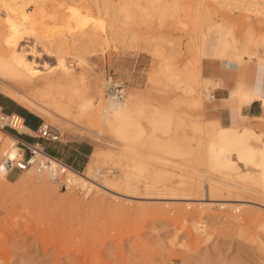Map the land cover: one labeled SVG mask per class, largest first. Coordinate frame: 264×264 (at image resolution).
I'll list each match as a JSON object with an SVG mask.
<instances>
[{
  "label": "rangeland",
  "instance_id": "374dc122",
  "mask_svg": "<svg viewBox=\"0 0 264 264\" xmlns=\"http://www.w3.org/2000/svg\"><path fill=\"white\" fill-rule=\"evenodd\" d=\"M102 1L98 0V3ZM40 2L50 9L51 0ZM107 3L111 7L124 8L129 17L127 25H122L121 18L114 16L113 27L119 34V42L108 41L99 53L87 50L85 63L80 59L60 58L47 51L40 42L23 36L24 58L34 67L36 77L60 70L62 65L78 77L88 65L97 81L103 82L112 76L126 83L125 97L136 91L155 105L161 104L163 108L195 120L201 111L196 110L194 101H203L202 93L190 95L186 88H177L172 82L176 78L182 81L181 86L198 85L194 48L187 44V32L199 30L193 24L199 23L205 30L210 28L209 55L202 63L204 77L215 76L221 66L242 69L249 63L255 65L247 57L241 63H234L218 57L217 53L224 29L237 41L239 48L248 52L249 41L264 36V0H107ZM158 6L168 10L159 13L162 10ZM88 8L89 11H81L77 18L83 24L90 18L99 17L93 3L90 2ZM3 14L0 9V15ZM179 25L183 27L181 31ZM152 50L161 57L157 52L153 55ZM256 53L262 56L264 49L259 46ZM7 104L20 107L11 100ZM209 105L204 101V111H208ZM150 109L141 115H133L146 132L151 129L146 118ZM38 118L45 123L46 120ZM258 121L264 126V118ZM80 123L83 125V120ZM162 125L163 130L154 131L161 141L176 139L179 150L197 147L195 141H182L190 131L176 129L174 120H163ZM52 127L61 134V141L52 143L60 149L71 139L87 140L93 150L98 145L94 138L83 134L85 130L81 127L76 132ZM93 129L98 131L96 127ZM104 129L99 131L100 134H93L100 141V147H106V141L114 140ZM163 157L172 161L173 166L182 161V156L178 155ZM89 160L90 157L87 163ZM123 164V161L121 164L108 161L104 167L112 171L109 177L121 180ZM170 166L155 163L151 170L157 174L161 168L168 169L169 175L173 176L169 182L167 180L169 187L176 185L181 175L190 173L172 166L173 170ZM198 168L205 175L207 166L202 164ZM24 172L10 174L9 180H17ZM37 183L18 189L0 182V264H264V229L261 226L264 209L252 203H240L239 213L228 205L226 208L216 205L200 208V203L221 202L145 195L148 189H144L143 182L138 183L136 194H132L124 183L114 188L118 194L131 193L129 197L99 190L97 195L92 193L83 198L78 191L70 190L71 195L69 193V198H65L59 193L48 192L44 183ZM181 189L188 191L187 186ZM190 192L197 198L206 199L209 195L207 188ZM217 195L230 199L239 195L248 200L250 196L249 192L239 191Z\"/></svg>",
  "mask_w": 264,
  "mask_h": 264
},
{
  "label": "bare ground",
  "instance_id": "6f19581e",
  "mask_svg": "<svg viewBox=\"0 0 264 264\" xmlns=\"http://www.w3.org/2000/svg\"><path fill=\"white\" fill-rule=\"evenodd\" d=\"M51 1V7L47 9L40 0H0V9L4 12L3 16L0 15V92L17 105L46 120L45 124L55 125L65 132H76L79 131L78 127H81L85 130L83 132L85 136L94 138L98 143L100 141L93 134H100L99 131L106 128L114 140L106 141V147L96 148L83 173L67 168L63 179L65 186L57 187L60 189L57 190L53 187L55 184L47 172L36 171L37 165H40L45 156L38 151L31 157L36 167L31 166L15 181L9 180L3 161L22 158L23 153L16 145L17 138L0 129V182L18 189H25L33 182L42 185L44 183V186L47 185L49 188L48 192L59 193L60 197L65 198L71 195L70 190L78 191L83 198L92 193L97 195L99 190L108 194H118L114 188L122 183L132 194H136L138 183L143 182L144 189H148L145 195L168 196L175 200L221 202L200 203V208H207L209 205L225 208L229 206L235 213H239L238 205L249 202L264 209V130L258 131L251 127L248 117L239 113L238 125H225L217 120L207 119L202 109L204 101L212 102L224 89L220 79L202 75V63L209 55V27L205 30L197 23L192 26H196L198 31L187 32V44L189 48H194L195 63L198 64L196 69L198 85L196 83V86H181L182 81L176 78L172 81L175 87L183 90L186 88L190 95L202 93L203 101H194L196 110L200 109L201 115L192 120L186 115L161 107V104H153L136 91L129 93L122 101L108 98L105 94L107 80L97 81L88 65L84 66V72L78 77L64 65L51 74L36 77L34 67L27 58H24L25 50L21 45L24 35L28 36L27 39L30 37L40 42L47 51L60 58L80 59L85 63L84 54L87 50L97 53L104 50L108 41L119 42V34L113 27L115 22L113 17H120L121 24L125 26L129 19L124 8L111 7L107 0H103L102 3H98V0ZM90 2L98 9L99 17L90 18L83 24L77 18L81 11H89ZM162 7L158 6L160 9ZM161 10H158L159 13H165L168 9L165 7ZM178 28L181 31L183 27L179 25ZM259 46L264 49V36L250 40L248 52L239 48L237 41L224 29L217 54L218 57L234 63H241L244 57H247L255 65L264 67V54L259 56L256 53ZM157 51L161 52L158 48ZM227 98L235 100L238 110L253 99H260L264 106V92H257L256 88L249 87V81L241 77L228 87ZM149 107L151 109L146 118L151 129L146 132L142 125L136 123L133 115H141ZM82 120L83 125L80 123ZM163 120H174L176 129L189 130L190 134L182 141H195L197 147L179 150L180 146L175 143L176 139L161 141L154 131L163 130ZM94 127L98 128L97 132ZM16 129L21 133L27 131L21 124ZM167 155L182 156V161L173 166L172 161L162 158ZM108 161L125 163L124 176L121 180L109 177L112 171L105 170L104 167ZM155 163L164 167L172 165L178 171L190 172V175H181L180 172L178 175H181V178L176 181V185L169 187L167 180L173 176L169 175L170 171L166 168L159 169L157 174L151 171ZM202 164L207 166L205 175L198 170V166ZM172 166L170 167L173 168ZM185 186L188 187V191L181 189ZM202 188H207L209 193L206 199L194 197L195 193L190 192H198ZM45 189L47 191V187ZM237 191L249 192V200L239 195L235 199L217 195ZM126 193L118 195L129 197L131 194ZM261 226L264 229V223Z\"/></svg>",
  "mask_w": 264,
  "mask_h": 264
},
{
  "label": "crops",
  "instance_id": "0c3cea01",
  "mask_svg": "<svg viewBox=\"0 0 264 264\" xmlns=\"http://www.w3.org/2000/svg\"><path fill=\"white\" fill-rule=\"evenodd\" d=\"M210 61L221 64L219 61ZM239 76H242L244 77V79L249 81V87L256 88L257 92H264V67L251 63H249V65H246L245 67H242V69L234 67L227 68L221 66L213 77L221 80V84L224 85V89L222 92H219L216 95V99L209 103L210 107L208 111H204L203 105L204 115L207 119L217 120L225 125H238L240 123L239 116H237L239 113L240 115L248 117L249 125L251 127L264 130V126L258 121L259 118H264V106L260 99H253L249 102V104L242 105L238 110L237 106L235 105V100L227 98L228 87L231 86ZM8 100L11 99L0 92V107L2 108V110H4V112L6 113L19 116L23 120V126L27 130L25 132L31 133V131L36 129L41 120L36 117V115L32 114L30 111L21 106L19 108L24 109L27 112H20L19 114L20 109L7 104ZM9 135L11 137L13 136L10 133ZM13 138L16 137L13 136ZM20 138L30 143L36 142L28 134L22 135ZM39 143L47 153L51 154L73 169L77 170V172H79L84 167V165H86L89 157V162L92 160L94 151L96 150V148L100 147L99 143L97 142L98 145L93 150L90 142H88L87 140L78 139H71L69 143H64L65 147L63 149L58 148L56 145H53L50 142ZM89 162L87 163V165L89 164ZM87 165L83 170L86 169ZM12 173H14V171L10 174Z\"/></svg>",
  "mask_w": 264,
  "mask_h": 264
},
{
  "label": "built area",
  "instance_id": "2783aa9c",
  "mask_svg": "<svg viewBox=\"0 0 264 264\" xmlns=\"http://www.w3.org/2000/svg\"><path fill=\"white\" fill-rule=\"evenodd\" d=\"M106 80V96L114 101L124 100L127 91L126 83L112 76L107 77ZM0 116V129L9 131L10 134L17 138L16 145L23 153L22 158L14 160L5 159L3 161V167L8 171L7 177L9 178V174L13 171L21 173L33 165L36 167V164L31 161V157L35 155L36 151H38L40 153H43V155L45 156L43 157L40 165H37L36 171L38 173L47 172L49 174V178L52 180L55 186L64 188L65 185L63 179L64 175L66 174L67 168H71L74 171L77 170L73 169L51 154L47 153L39 143L60 142L61 134L50 125L45 124L42 120L40 121L36 129L31 131L32 134L27 132L21 133L16 129L20 124L23 125V120L19 116L4 112L1 107ZM27 134L36 142L30 143L20 138L22 135ZM52 165H54L55 167H52Z\"/></svg>",
  "mask_w": 264,
  "mask_h": 264
},
{
  "label": "trees",
  "instance_id": "16d2710c",
  "mask_svg": "<svg viewBox=\"0 0 264 264\" xmlns=\"http://www.w3.org/2000/svg\"><path fill=\"white\" fill-rule=\"evenodd\" d=\"M20 110H19V114H20V112H24V113H26L27 111L26 110H24V109H21V108H19Z\"/></svg>",
  "mask_w": 264,
  "mask_h": 264
}]
</instances>
